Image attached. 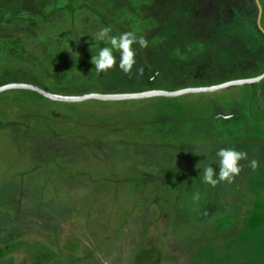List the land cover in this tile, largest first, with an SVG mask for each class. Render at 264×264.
<instances>
[{"label":"rangeland","instance_id":"1","mask_svg":"<svg viewBox=\"0 0 264 264\" xmlns=\"http://www.w3.org/2000/svg\"><path fill=\"white\" fill-rule=\"evenodd\" d=\"M259 7L264 0H0V87L117 95L255 78L264 73ZM105 26L148 40L130 74L95 73L103 45L91 34ZM221 148L249 159L213 187L197 165L216 167ZM0 264H264V79L78 103L0 92Z\"/></svg>","mask_w":264,"mask_h":264},{"label":"clouds","instance_id":"2","mask_svg":"<svg viewBox=\"0 0 264 264\" xmlns=\"http://www.w3.org/2000/svg\"><path fill=\"white\" fill-rule=\"evenodd\" d=\"M259 17L264 19V7H259ZM97 51L92 56L91 63L97 75L107 74L114 68H119L125 74H130L136 64L137 46L147 48L148 40L143 36H138L136 32L129 31L119 35H112V28L102 27L99 31L91 34ZM217 166L211 164L201 169L200 178L203 183L215 187L222 182L231 183L242 170L241 161L248 160V153L237 151L233 148H221L216 152ZM250 167L253 171L260 167V162L256 159L250 160ZM218 168V170H217Z\"/></svg>","mask_w":264,"mask_h":264},{"label":"water","instance_id":"3","mask_svg":"<svg viewBox=\"0 0 264 264\" xmlns=\"http://www.w3.org/2000/svg\"><path fill=\"white\" fill-rule=\"evenodd\" d=\"M264 79V73L258 77L251 78V79H241V80H233L229 82H225L219 85H212L206 87H197V88H184L178 91H148V92H139V93H132V94H117V95H104L99 93H90L86 95L80 96H71V95H63L52 93L49 91L44 90L43 88L33 85L31 83H10L0 87V92H4L10 89H27L37 92L51 100L60 101V102H67V103H78L84 102L90 99H97V100H136V99H144L149 97L155 96H165V97H178L185 94L191 93H203V92H215L223 89H227L230 87L256 83Z\"/></svg>","mask_w":264,"mask_h":264},{"label":"trees","instance_id":"4","mask_svg":"<svg viewBox=\"0 0 264 264\" xmlns=\"http://www.w3.org/2000/svg\"><path fill=\"white\" fill-rule=\"evenodd\" d=\"M26 81V80H25ZM23 82V81H22ZM30 82V81H29Z\"/></svg>","mask_w":264,"mask_h":264}]
</instances>
